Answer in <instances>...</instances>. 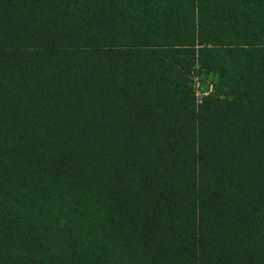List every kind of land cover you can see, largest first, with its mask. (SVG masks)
Returning <instances> with one entry per match:
<instances>
[{"label":"trees","instance_id":"obj_1","mask_svg":"<svg viewBox=\"0 0 264 264\" xmlns=\"http://www.w3.org/2000/svg\"><path fill=\"white\" fill-rule=\"evenodd\" d=\"M0 264H264V0H0Z\"/></svg>","mask_w":264,"mask_h":264},{"label":"rangeland","instance_id":"obj_2","mask_svg":"<svg viewBox=\"0 0 264 264\" xmlns=\"http://www.w3.org/2000/svg\"><path fill=\"white\" fill-rule=\"evenodd\" d=\"M217 80H218V75L213 72L204 73V74H201L199 77H197L195 79V85H196V89H198L199 98L209 93V92H204L203 90L205 89H202L201 86L210 87L211 88L210 91H211L215 81Z\"/></svg>","mask_w":264,"mask_h":264}]
</instances>
